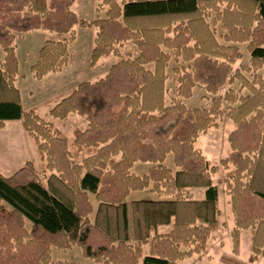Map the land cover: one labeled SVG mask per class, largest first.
<instances>
[{
	"label": "trees",
	"instance_id": "trees-1",
	"mask_svg": "<svg viewBox=\"0 0 264 264\" xmlns=\"http://www.w3.org/2000/svg\"><path fill=\"white\" fill-rule=\"evenodd\" d=\"M95 1L104 17L86 21L73 12L75 0H0V128L20 121L44 164L42 174L32 162L0 174V264H52L51 247L72 244L102 264H177L200 255L219 228V166L233 223V257L221 261H264V0ZM76 26L95 31L90 67L118 61L48 111L59 121L71 114L86 121L69 140L36 108L23 109L14 41L38 30L62 36L44 41L29 68L41 81L68 65ZM126 43L135 57L120 54ZM197 85L208 105L187 108ZM224 118L234 126L230 151L211 165L194 145ZM169 155L173 168L164 165ZM136 163L149 164L145 174L132 173ZM196 188L203 199L190 197ZM143 190L156 200H128ZM160 226L170 230L161 234ZM242 231L246 263L236 259Z\"/></svg>",
	"mask_w": 264,
	"mask_h": 264
},
{
	"label": "rangeland",
	"instance_id": "rangeland-1",
	"mask_svg": "<svg viewBox=\"0 0 264 264\" xmlns=\"http://www.w3.org/2000/svg\"><path fill=\"white\" fill-rule=\"evenodd\" d=\"M72 10L78 19L92 21L104 17V10L97 9L95 0H75ZM75 40L69 45L70 59L66 68L58 74L49 75L42 81L34 80L29 68L35 60L38 49L46 40H60L62 36L43 30L31 31L24 34H18L15 37L14 46L15 53L19 65V76L17 86L22 95H29V100L24 102V107L30 104H40L47 102V104H56L59 102L63 95L75 88L81 82H95L105 76L109 67L118 61L115 56L100 59L94 67L89 66V55L93 47V39L95 31L89 28H81L76 26L74 28ZM243 52V59L247 60V53L244 45L240 46ZM123 58L135 57L138 51L135 46L131 44H124L119 49ZM3 56L0 50V59ZM172 62L170 63L168 70ZM148 68L152 69L153 66L149 65ZM170 77L173 75L170 74ZM169 77V78H170ZM170 89L173 88L171 79L167 82ZM227 87L220 91L223 94ZM235 91L237 87L233 88ZM208 96L204 93L202 86L197 85L194 94L189 99L184 100L187 108L205 107L208 105V100L202 96ZM51 105V106H53ZM45 110V111H43ZM46 113L45 109H40L38 115L46 121L50 122L53 127L62 135L66 136L69 140L72 139L74 130L83 131L87 128L86 121L78 115L71 114L64 121L53 119ZM170 123V122H168ZM232 122L226 118L218 121V126L209 129L205 135H201L196 143L195 148L200 150L202 155L209 161L211 165H218L220 160L226 158L229 154L230 148L228 143V134L233 130ZM26 162H32L39 174L43 173L44 164L39 159L36 146L33 139L23 130L20 121L4 122V126L0 128V174L8 177L12 175L19 168L23 167ZM164 165L173 168L172 157L169 155ZM149 164L136 163L132 168V173L135 175H143L146 173ZM226 171L219 166L218 173L214 176V185L217 188V208L219 210V229L215 232V236L209 242L207 251L200 255L193 257L195 264H224L220 261L219 257H232L231 253V240L228 237L230 229H232V215L230 206L228 204V196L226 187L219 181L224 179ZM189 195L192 199H203V189H190ZM133 199H146L156 200V195L150 193L148 190L140 192H132L128 196V200ZM91 203L95 207L93 196H90ZM27 230L30 228L29 221H25ZM249 236L244 233L242 241V248L245 257L246 248L245 240ZM50 263H68V264H102L92 259L85 258L81 248L72 244L67 248L51 247ZM255 264H264L258 261Z\"/></svg>",
	"mask_w": 264,
	"mask_h": 264
},
{
	"label": "crops",
	"instance_id": "crops-1",
	"mask_svg": "<svg viewBox=\"0 0 264 264\" xmlns=\"http://www.w3.org/2000/svg\"><path fill=\"white\" fill-rule=\"evenodd\" d=\"M3 56H4V54H3ZM3 56L1 57V59L3 58ZM45 79V78H44ZM17 81H18V77L16 78V81H15V85H16V87H17V89H18V91H19V93H20V101H21V105H22V107H23V109H25V110H29V109H31V108H36V112H37V114H38V111L40 110V109H45L46 108V113H48V111L55 105H53V104H47V102H42V103H40V104H30V105H28L27 107H24V102L25 101H28L29 100V95L28 96H26L25 94L24 95H22V93H21V91H20V89L18 88V86H17ZM42 81V80H41ZM51 105H53V106H51ZM43 111H45V110H43ZM46 113H44V114H46ZM7 122H9V121H7ZM133 200H140V199H133ZM219 229V228H218ZM170 230V226H160L159 228H158V232L159 233H161V234H164V233H167L168 231ZM217 231V230H216ZM216 231H214L212 234H211V237H210V239L208 240V244H207V248H206V250H205V252L207 251V249H208V246H209V242H210V240H212L213 239V237L215 236V232ZM230 231H231V229H230ZM244 233H248V232H246V231H242L241 232V235H240V239H239V255L236 257V259L237 260H239V261H241V262H244V263H246L247 262V259H248V256H249V252H248V245H249V236H247V237H245L246 238V240H245V245H244V247L246 248V251H245V257H242L243 255H244V253H243V248H242V241H243V238H244ZM230 234V233H229ZM249 235V234H248ZM229 238H230V235L228 236ZM231 240V239H230ZM204 252V253H205ZM204 253H202V254H204ZM231 253H232V249H231ZM202 254H200V255H202ZM200 255H193V256H191V257H188V258H186V259H184V260H181V261H178L177 262V264H195V261H194V259H193V257H195V256H200ZM224 257V256H223ZM232 257H233V255H232ZM219 259H220V261H221V257H219ZM258 261H262L263 263H264V261L260 258V259H258ZM257 261V262H258ZM222 262V261H221ZM223 263V262H222ZM256 263V262H255ZM254 263V264H255ZM225 264V263H224Z\"/></svg>",
	"mask_w": 264,
	"mask_h": 264
}]
</instances>
